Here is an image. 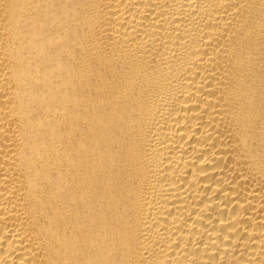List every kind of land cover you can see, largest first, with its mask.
<instances>
[{"label":"bare ground","instance_id":"1","mask_svg":"<svg viewBox=\"0 0 264 264\" xmlns=\"http://www.w3.org/2000/svg\"><path fill=\"white\" fill-rule=\"evenodd\" d=\"M0 264H264V0H0Z\"/></svg>","mask_w":264,"mask_h":264}]
</instances>
